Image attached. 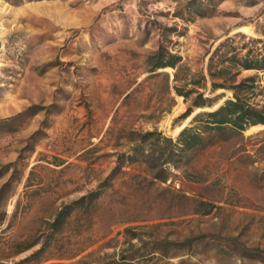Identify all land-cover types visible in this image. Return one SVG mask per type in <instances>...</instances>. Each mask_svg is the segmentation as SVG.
<instances>
[{"label": "rangeland", "instance_id": "374dc122", "mask_svg": "<svg viewBox=\"0 0 264 264\" xmlns=\"http://www.w3.org/2000/svg\"><path fill=\"white\" fill-rule=\"evenodd\" d=\"M0 22L6 31L0 49V264L38 250L58 211L101 190L117 154L129 149V132L157 130L175 139V128L192 114L185 127L202 130L205 120L192 119L233 99L231 90L212 91V82L253 78V88L241 96L264 106L263 71L221 64L263 52L264 0H0ZM219 46L212 73H224L213 80L208 68ZM159 49L181 58L177 85L202 93L206 106L192 104L196 94L187 100L176 94L175 69L150 73ZM201 76L204 88L189 84ZM178 97L183 110L173 115ZM258 126L241 136L212 134L187 173L171 169L166 184L149 183L141 165L123 168L101 198L73 211L32 264L117 257L127 246L126 227L138 228L143 240L191 238L173 263L264 264L226 245L234 238L264 252V126ZM181 194L217 209L192 214L194 202ZM35 241L9 258L17 245Z\"/></svg>", "mask_w": 264, "mask_h": 264}, {"label": "trees", "instance_id": "16d2710c", "mask_svg": "<svg viewBox=\"0 0 264 264\" xmlns=\"http://www.w3.org/2000/svg\"><path fill=\"white\" fill-rule=\"evenodd\" d=\"M260 43V41H259ZM219 47L216 48L214 54L210 58L209 72L210 77L214 80L224 73V69H219L212 73V58L219 51ZM226 58V57H225ZM233 63L237 64L244 70H259L264 72V47L263 52L252 55L251 52H247L241 58L231 56L222 61L221 64ZM181 58L174 54H171L163 49H159L151 57L150 61V73H155L158 70L165 68L175 69L176 72L173 77L174 90L176 94L187 100L190 95L196 94L192 104L198 108L206 106L208 100L203 98V94L194 89H184L177 85L179 82L178 71ZM205 78L201 76L199 79L192 78L190 85L202 89L204 88ZM253 78H246L238 84L232 82L218 83L212 82V91L224 89L231 90L233 92V99L226 100L221 106L212 112H202L196 115L192 119V123L205 120V125L200 130L197 127H185L177 135L175 139L166 137L162 132L157 130L137 132L131 131L127 135V141L129 149L126 152L117 154L116 167L113 171V175L120 173L125 167H131L134 165H141L150 175L149 183L166 184L174 174L171 169L187 173V167L192 162L195 153L199 150L205 149L210 143L212 134H221L230 132L233 135L241 136L242 133L251 126H264V106L257 108L248 104L241 96L244 92L251 90L253 87ZM128 94L124 97L127 98ZM113 175L105 181V184L100 186L101 190L92 192L83 196L78 201L73 202L70 205L64 206L54 217L53 222L50 224L52 236L59 232L67 219L71 216L73 211L77 208H86L97 201L102 196V189L108 186V182L113 179ZM165 190V189H164ZM3 193V189L0 190V198ZM179 198L191 200L194 202L195 207L192 210V214L200 216H207L217 207L213 203L207 201H198L187 197L184 194L179 195ZM132 222L137 221L132 219ZM136 227H126L123 229L122 234L125 237V243L127 246L121 250L117 257H105L99 258L96 263L85 262L89 256H85L78 260L75 264H197L192 263L186 259H179L176 263L170 262V259L176 257V253L192 245V239H186L183 242H172L166 239H151L143 240L142 234L138 233ZM202 237H196V241L201 240ZM46 239L41 247L31 253L24 259H21L12 264H32L39 261L43 253L48 249L51 241ZM112 240V239H110ZM136 240L138 245H135L132 241ZM38 244V241L29 243L27 245L19 244L15 251L9 256L12 258L21 253H24ZM227 248L230 247L234 253H236L242 259L256 260L264 263V252L260 250H250L240 245L237 239H226ZM83 252V251H82Z\"/></svg>", "mask_w": 264, "mask_h": 264}, {"label": "bare ground", "instance_id": "6f19581e", "mask_svg": "<svg viewBox=\"0 0 264 264\" xmlns=\"http://www.w3.org/2000/svg\"><path fill=\"white\" fill-rule=\"evenodd\" d=\"M5 26L0 22V49L3 46V37H5L6 31H5ZM237 31L241 32V33H245V34H249L251 35V31L248 27H240L237 29ZM164 71H170L169 68H165L163 69ZM181 98L178 97V104L175 106L174 111H173V115H176L177 113H179L180 111L183 110V106L182 103L180 102ZM222 101H219L215 104L214 108H218V106L220 105ZM201 109H197L196 112L200 111ZM193 115V114H192ZM191 115V116H192ZM191 116L188 118H186V120L183 122V124L181 126H178L177 128H175V130L173 131V135H177L186 125V122L189 121V119L191 118ZM257 128H260L259 126H251L246 133H249Z\"/></svg>", "mask_w": 264, "mask_h": 264}]
</instances>
